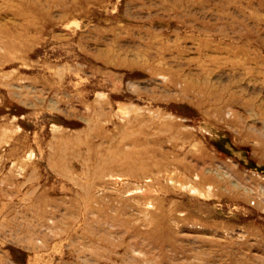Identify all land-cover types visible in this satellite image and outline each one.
<instances>
[{"label":"rangeland","instance_id":"1","mask_svg":"<svg viewBox=\"0 0 264 264\" xmlns=\"http://www.w3.org/2000/svg\"><path fill=\"white\" fill-rule=\"evenodd\" d=\"M0 264H264V0H0Z\"/></svg>","mask_w":264,"mask_h":264}]
</instances>
